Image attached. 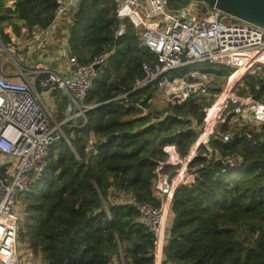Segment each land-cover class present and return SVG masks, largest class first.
<instances>
[{"label": "trees", "instance_id": "obj_1", "mask_svg": "<svg viewBox=\"0 0 264 264\" xmlns=\"http://www.w3.org/2000/svg\"><path fill=\"white\" fill-rule=\"evenodd\" d=\"M13 1V9L0 8V42L6 47L10 38L4 25L15 18L31 28L34 19L45 29L55 7L54 0ZM81 1L69 25L70 56L89 64L103 50H112V55L85 100L94 106L85 113L86 125L65 126L69 143L60 139L49 147L45 171L32 176L22 194L19 240L43 264H153L152 237L137 212L113 204L111 197L129 193L140 203L159 207L156 169L173 151L186 157L207 104L195 96L161 109L153 108L156 102L143 101L153 91H133V83L143 76L141 65L152 61L153 54L140 46L130 25L115 39L119 21L110 0ZM189 2L169 0V6L177 9ZM248 84L254 92L253 83ZM52 93H57L55 119L60 122L68 99L59 90ZM91 135L97 143L87 153ZM210 146L222 156L240 158L236 175H230L234 170L221 174L219 165L212 167L201 152L190 162L197 177L188 171L174 191L164 262L264 264V139L260 134L252 139L234 136L228 143L213 138ZM177 167L165 165L162 172L172 174Z\"/></svg>", "mask_w": 264, "mask_h": 264}, {"label": "built area", "instance_id": "obj_2", "mask_svg": "<svg viewBox=\"0 0 264 264\" xmlns=\"http://www.w3.org/2000/svg\"><path fill=\"white\" fill-rule=\"evenodd\" d=\"M80 1L54 0L51 23L32 33L30 41V45L38 43L45 50L50 48L54 59H65L72 70L70 76L56 73L51 61L37 64L30 58L27 65H20L11 55L12 48L0 42V264H43L28 245L25 254L19 255L23 212L17 205L31 177H39L45 171L49 147L60 139L69 143L65 126L81 129L86 125L85 113L94 106L87 105L85 100L99 76V69L112 55V50H103L89 64L70 56L69 25ZM110 1L119 21L115 39L122 37L130 25L138 35L140 46L153 54L152 61L142 63L143 76L135 79L133 91L150 88L152 98H142L148 105L154 103L156 93L162 94L166 105L184 103L191 96L201 97L207 104L196 140L186 157L181 159L173 151L171 159L156 169L154 188L160 206L154 208L140 203L129 193L116 195L117 204L133 207L151 235L153 264H166L164 247L174 191L188 171L197 177V168L190 169V162L201 152L212 167L218 164L220 173L224 174L236 169L240 158L219 154L210 146L213 138L228 143L234 136L252 139L253 134H260L261 140L264 139V91L255 98L264 82V29L196 0L177 9L169 6V0ZM10 41L14 42L11 38ZM5 54L9 55V61H4ZM201 63L230 70L218 95L210 96L214 75L209 72L193 70L182 76L173 74L182 67ZM6 64H11L14 71H6ZM249 77H253L254 92L248 84ZM48 85L49 89L44 91ZM55 90L68 99L60 122L41 96L51 97ZM79 119L81 125L77 124ZM96 143L91 135L85 151H95ZM9 157L11 161L7 163ZM172 164H178L172 174L162 172L165 165Z\"/></svg>", "mask_w": 264, "mask_h": 264}, {"label": "rangeland", "instance_id": "obj_3", "mask_svg": "<svg viewBox=\"0 0 264 264\" xmlns=\"http://www.w3.org/2000/svg\"><path fill=\"white\" fill-rule=\"evenodd\" d=\"M4 1L3 0H0V8H2V9H6L5 7H4V5H6V3H3ZM13 20V23L12 22H9V24L8 25H4L3 26V30L4 29H8L9 27L11 28V30H9V31H11V32H14L15 34H18V32H16V30H19L20 32H19V34L21 33V28H23L24 26H23V24H21L20 22H22V21H19V20H17V19H12ZM18 21V23L16 24V22ZM23 23V22H22ZM27 31V30H26ZM31 29L29 30V31H27L28 32V35L27 36H23V37H20V43L21 44H25V43H27V42H29L30 40H31V36H32V34H31ZM21 35V34H20ZM17 36V35H16ZM16 41H17V39H16ZM18 42V41H17ZM8 43V45H7V47H13V50L15 49V54L17 53V50H16V48H17V46L15 45V44H13L10 40L7 42ZM20 44V45H21ZM24 52H26V50H23L22 52H18V53H20V54H24ZM7 60H9V56L7 55V54H5V56H4V61L6 62ZM61 60H58V62H56L57 63V65H60V62ZM5 69L7 70V71H10V65L9 64H6L5 65ZM193 70H197V71H202V72H207V71H209V72H211L210 74L211 75H214V81H213V83H212V86L210 87V96L211 97H213L215 94L216 95H218L219 94V92H220V89H221V86H222V84H223V82H224V80H225V78H226V75H227V73L230 71V70H228L226 67H223V66H218V65H211V66H209L208 68H206V65H202V64H199V65H196V66H191L190 67V69H182V70H178L175 74L177 75V76H182L183 74H185L186 72H193ZM28 78H29V80H33V78L31 77V76H28ZM250 81H253V77H249V79H248V83H250ZM57 94V93H56ZM56 94L54 95L55 96V98H56ZM41 96H42V101L44 102V104H45V106L46 107H48V106H50L49 107V111L51 112V114H53V116L54 117H56L55 116V108H54V105H53V109L51 108V103H52V98L50 97V96H48V95H44V94H41ZM156 102V103H155ZM155 103V104H154ZM154 105H153V108L155 107V108H160L161 109V107H163V105H166L165 103H164V100H163V97H162V94L161 93H156L155 95H154ZM10 161H11V158L9 157V158H7V160H6V162L7 163H10ZM236 172L237 171H232L231 173H230V175L233 177V176H235L236 175ZM22 205H23V202H22V199H20V201H19V203H18V205H17V208L19 209V211H23V209H22ZM26 248H27V244L24 242V241H22V240H19V243H18V252H19V255L20 256H23L24 254H25V250H26Z\"/></svg>", "mask_w": 264, "mask_h": 264}, {"label": "crops", "instance_id": "obj_4", "mask_svg": "<svg viewBox=\"0 0 264 264\" xmlns=\"http://www.w3.org/2000/svg\"><path fill=\"white\" fill-rule=\"evenodd\" d=\"M4 2L3 3H6V5H4V7L5 8H10V9H13L14 8V6H13V4H14V1L13 0H3ZM1 5V4H0ZM18 20V19H17ZM16 20V21H17ZM19 21H22V20H19ZM10 22H12L13 23V20H11ZM23 22V23H22ZM22 22H20L21 24H23V28H21V35L19 34V30H16V32H18V34H15L14 32H11L12 30H11V28L9 27L8 29L9 30H11V31H9L8 29H4L3 31H4V33L5 32H7V33H9V36H10V38L14 41L13 42V44H15L16 46H17V48H16V50H17V62L20 64V65H27L28 64V60L30 59V58H32L34 61H35V63H37V64H40L41 62H43V63H48L49 61H51V63L53 64L52 66L54 67L53 69H54V71L56 72V73H58L59 75H62V76H66L67 74L70 76L71 75V72H72V70H71V68H70V66L68 65V63H67V61L65 60V59H63V60H61L59 63H60V65H57V63L56 62H58V60L57 59H54L53 57H52V54H51V51L52 50H50V48H48V49H43L42 47H41V45L40 44H38V43H32V45H30V41L29 42H27V43H25V44H21L20 43V37H23V36H27L28 35V32L27 31H29L30 29L32 30L31 31V34L32 33H35V32H37L38 30H39V28L37 27V25L35 24V25H32V27L31 28H29L28 26H27V24L24 22V21H22ZM18 23V21L16 22V24ZM27 30V31H26ZM17 35V36H16ZM16 39H17V41H16ZM31 39H32V36H31ZM21 44V45H20ZM23 50H26V52H24V54H20V53H18V52H22ZM15 49L13 50V47H12V52H11V55L13 56V57H15ZM45 54L47 55L46 57H45ZM8 55V54H7ZM9 56V55H8ZM52 57V58H51ZM16 59V58H15ZM46 59H48V61H46ZM9 60H10V57H9ZM9 60H7V61H9ZM10 65V71H8V72H13L14 70H13V67H12V65L11 64H9ZM34 68V67H33ZM7 71V70H6ZM68 71H69V73H68ZM61 92V91H60ZM62 93V92H61ZM61 95H64V93H62ZM51 98H52V103H51V108L53 109V105H54V110H55V116L57 117V111H56V98H55V96L53 95V93H51ZM50 106H48V108H49ZM50 110V109H49ZM111 202L113 203V204H117L118 203V196H112L111 197ZM168 225H169V227H170V223H171V215H169L168 216Z\"/></svg>", "mask_w": 264, "mask_h": 264}, {"label": "water", "instance_id": "obj_5", "mask_svg": "<svg viewBox=\"0 0 264 264\" xmlns=\"http://www.w3.org/2000/svg\"><path fill=\"white\" fill-rule=\"evenodd\" d=\"M202 2L208 7H213L216 10L229 15L233 18L242 20L249 24L255 25L264 29V0H196ZM82 1H80L79 5ZM78 5V6H79ZM36 22L33 19V25ZM94 69H98L97 66ZM49 89V85L44 91ZM264 91V82L260 84L255 98ZM103 146V142L97 145V150Z\"/></svg>", "mask_w": 264, "mask_h": 264}, {"label": "bare ground", "instance_id": "obj_6", "mask_svg": "<svg viewBox=\"0 0 264 264\" xmlns=\"http://www.w3.org/2000/svg\"><path fill=\"white\" fill-rule=\"evenodd\" d=\"M220 104H218V105H216L215 107H217V106H219ZM216 109H214V110H211V113L213 112V111H215Z\"/></svg>", "mask_w": 264, "mask_h": 264}]
</instances>
